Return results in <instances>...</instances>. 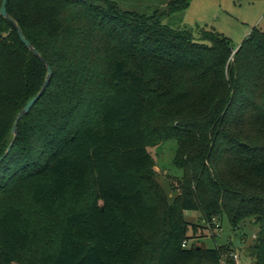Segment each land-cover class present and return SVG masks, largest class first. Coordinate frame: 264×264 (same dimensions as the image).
Instances as JSON below:
<instances>
[{
  "label": "trees",
  "instance_id": "1",
  "mask_svg": "<svg viewBox=\"0 0 264 264\" xmlns=\"http://www.w3.org/2000/svg\"><path fill=\"white\" fill-rule=\"evenodd\" d=\"M7 9L52 74L0 162V264H223L228 247L184 240L224 216L254 220L264 264V29L234 51L216 29L197 36L113 0ZM47 75L0 14V157ZM171 138L183 170L173 199L149 149Z\"/></svg>",
  "mask_w": 264,
  "mask_h": 264
},
{
  "label": "rangeland",
  "instance_id": "2",
  "mask_svg": "<svg viewBox=\"0 0 264 264\" xmlns=\"http://www.w3.org/2000/svg\"><path fill=\"white\" fill-rule=\"evenodd\" d=\"M122 9L136 10L141 13L157 12L161 20L175 28H187L195 35L204 29H216L232 40L234 51L250 33L253 27L264 29V0H191L187 8L168 13V0H113ZM178 148L176 139H165L150 146L155 160L158 180L165 187L172 199L180 193L179 182L183 170L174 162ZM186 219L200 226H205V219L200 211L187 210ZM215 230L202 227L192 239L184 240L186 246L191 243L205 247L223 244L229 248L224 252L222 263L229 260L231 264H254L253 246L258 225L253 219H246L239 227H234L227 216ZM192 229L189 233L192 234ZM202 234V235H201ZM234 254L238 258H234Z\"/></svg>",
  "mask_w": 264,
  "mask_h": 264
},
{
  "label": "water",
  "instance_id": "3",
  "mask_svg": "<svg viewBox=\"0 0 264 264\" xmlns=\"http://www.w3.org/2000/svg\"><path fill=\"white\" fill-rule=\"evenodd\" d=\"M7 3H8V0H2V3H1V7H0V14L6 18H8L9 20H11L13 22V24L15 25V27L17 28L18 30V33H19V36L21 38V40L26 44V46L30 49H32L36 55L39 56V58L45 62L46 66H47V70H48V75L46 77V80L42 86V88L39 90V92H37V94H35L33 97H31L27 103L24 105V107L19 111L17 117H16V120L14 122V125L12 127V132L14 133V138L13 140L11 141V143L9 144L5 154L3 156L0 157V162L2 161V159L4 158L5 155H7L9 153V151L11 150L12 148V145L18 135V124L20 122V120L22 119V117L29 113L30 110L32 109V107L34 106L35 102L42 96V94L44 93L45 89H46V86H47V83L49 81V78H50V75L52 74V68L50 66V64L46 61V59L40 54L39 50L33 46V44L31 43V41L25 36L24 32H23V29L22 27L16 22L14 21L9 12H8V9H7Z\"/></svg>",
  "mask_w": 264,
  "mask_h": 264
},
{
  "label": "built area",
  "instance_id": "4",
  "mask_svg": "<svg viewBox=\"0 0 264 264\" xmlns=\"http://www.w3.org/2000/svg\"><path fill=\"white\" fill-rule=\"evenodd\" d=\"M213 222H216V218H213ZM184 245H186V243L184 242ZM234 258H238L237 254H234ZM225 264H228L227 262H225Z\"/></svg>",
  "mask_w": 264,
  "mask_h": 264
}]
</instances>
